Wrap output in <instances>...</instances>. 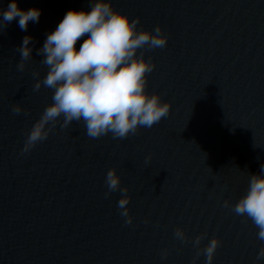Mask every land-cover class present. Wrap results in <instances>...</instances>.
Instances as JSON below:
<instances>
[{"label":"water","instance_id":"obj_1","mask_svg":"<svg viewBox=\"0 0 264 264\" xmlns=\"http://www.w3.org/2000/svg\"><path fill=\"white\" fill-rule=\"evenodd\" d=\"M10 2L0 0V9ZM17 2L41 14L26 31L18 18L0 27V264H206L203 254L194 257L213 237L220 246L211 264H264L258 229L231 208L264 165V0H112L139 17L138 30L160 25L168 37L165 47L137 55L154 63L146 91L171 103L169 115L125 139L90 138L83 121L61 128V117L23 154L52 102V90L33 91L47 73L37 50L68 10L91 6ZM25 36L32 59L19 71ZM17 103L22 111L14 114ZM111 168L128 188L131 224L117 207L122 193L105 196Z\"/></svg>","mask_w":264,"mask_h":264},{"label":"clouds","instance_id":"obj_2","mask_svg":"<svg viewBox=\"0 0 264 264\" xmlns=\"http://www.w3.org/2000/svg\"><path fill=\"white\" fill-rule=\"evenodd\" d=\"M90 6V11L68 10L37 50V54L44 57L40 63L47 67V73L36 80L33 91L42 86L52 90V102L28 132L22 154L47 140L61 117V128H67L73 121H83L90 138L111 133L113 138L125 139L140 128H151L170 113L171 103L162 102L161 95L146 91L147 76L154 63L146 59L143 52L137 55L141 49L166 46L168 37L162 34V27L156 25L153 31L138 30L139 17L131 19L114 9L112 0H90ZM40 14L36 8L22 10L17 0H11L6 10L0 9V27L18 18L19 28L26 31L29 22L39 21ZM81 40L83 43L77 50L76 45ZM31 41V36H25L18 48L19 71L32 59ZM39 76L38 71L33 72L34 78ZM12 111L19 114L20 104H14ZM150 160L149 155L146 162ZM105 184L106 197L116 191L122 193L117 207L126 218L125 223L131 224L133 217L127 207L131 197L127 195V187L121 188L115 168L107 172ZM224 207H229V201L225 200ZM231 208L236 215L250 219L258 229L257 238L264 241V165L259 174L250 175L246 193ZM174 235L182 242L187 241L181 228H177ZM203 238L204 234L197 236L193 246L197 247ZM219 246V238L213 237L204 248H198L194 260L203 254L206 264H211ZM261 258H264V247L257 254V260Z\"/></svg>","mask_w":264,"mask_h":264}]
</instances>
